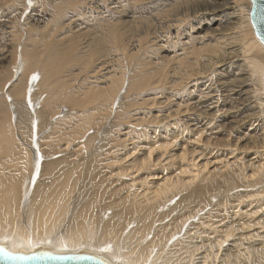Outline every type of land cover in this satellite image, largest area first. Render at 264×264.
Returning a JSON list of instances; mask_svg holds the SVG:
<instances>
[{"label": "bare ground", "instance_id": "6f19581e", "mask_svg": "<svg viewBox=\"0 0 264 264\" xmlns=\"http://www.w3.org/2000/svg\"><path fill=\"white\" fill-rule=\"evenodd\" d=\"M32 1L34 5L41 2ZM228 1L227 8L215 14L198 7L197 16V10L192 11L194 15L189 11L183 15L176 3V19L172 16L174 23L165 25L168 39L173 35L179 51L184 46L195 54L191 68L180 75L187 82L177 106L184 107L173 114L158 109L146 115L145 111L132 115L128 111L118 115L116 119L125 116L124 121L112 129L108 118L105 121V116L94 113L113 107L115 95L108 93L105 99V93L100 109L86 110L93 88L88 86L79 97V92L66 95L68 112L79 108V115H62L67 122L58 125L62 119L53 122L47 117L54 99L37 103L39 93H35L26 104L29 109L23 101L17 103L24 92L22 77L32 66L33 56L25 52L28 68L9 93L17 101L18 129H24L23 124L28 128L26 122L21 124L28 116L36 130L28 135L23 132L17 142L10 120L0 122L1 246L13 252L46 249L54 254H95L113 264H264V132H240L245 127L235 120L232 94L221 96L208 86L209 92L191 90L198 81L201 87L215 86L210 71L223 70L234 58L222 36V23L224 17H240V8ZM250 11L251 5L241 17L253 33L250 46L262 52L255 57L252 49L254 59L249 66L259 77L258 95L262 96L257 102L264 107V47L253 32ZM190 15L194 26L188 22ZM203 27L213 32L200 35ZM201 56L208 58L211 70L198 69ZM196 71L203 76L193 77L189 84ZM157 82L147 85L140 79L131 88ZM151 95L157 96V91ZM90 126L93 131L84 137Z\"/></svg>", "mask_w": 264, "mask_h": 264}, {"label": "rangeland", "instance_id": "374dc122", "mask_svg": "<svg viewBox=\"0 0 264 264\" xmlns=\"http://www.w3.org/2000/svg\"><path fill=\"white\" fill-rule=\"evenodd\" d=\"M40 1L39 4L34 5L32 0H0V122L5 123L4 121L10 120L15 131V137H19L17 142L20 141L23 132H25L23 134L28 132L34 134L36 130V126L33 125L35 123L28 122V116L21 122V124L26 122L28 128H25L23 124L24 129H18L19 121L17 120H19V116L15 109L17 101L9 93V87L12 83L15 84L24 68H28L29 59L25 52L34 58L30 57L32 66L27 74L22 77L24 92L21 97H18L22 100L19 99L21 101L17 103L23 101L22 103L26 107L29 106L30 98L35 96V93H39L37 103L44 98L54 99L51 105L53 110L50 109L47 117L58 122L59 119L63 120V117L72 116L79 111V108L74 107L75 111L68 112L69 102L66 95L79 92L76 95L79 97L83 90L91 86L93 88H91L86 102L88 108L84 107L86 110L100 109L102 106L99 108V105L104 98L106 99L107 96L109 99L108 93H112L111 96L115 95L113 107L105 106L94 113L96 117L105 116V121L108 118L107 122H111L113 129L124 121L125 116L116 119L118 115L128 111L132 115L133 112L148 111L149 113L158 109L163 113L173 114L174 111L184 107L177 106L179 92L186 91L183 86L187 82V78H180V75L185 74V71L191 68L189 63L194 60L195 54L190 48L186 49L184 46V52L179 51L178 43L173 39V35H170V39H168L166 31H168L169 23H174L173 18L176 19L175 14L178 7L182 10L183 15L188 11L194 15L192 11L197 10L196 16L199 14L198 10L203 9L204 6L207 11L213 14L227 8V0H198L199 2L195 0L194 2L191 1L192 3L189 2L190 0H57L56 3L50 5L43 3L46 0ZM63 2L67 3L63 4ZM184 2L188 5L191 3V6L189 5V7ZM228 2H234L240 8V17L232 19L224 17L225 20L223 19L224 22L222 23L224 30L222 36L224 35L227 46L233 51L231 55L234 58H231L223 70L214 68L212 72V67L207 62L208 58L205 56L198 57V69L207 67L211 70L210 72L214 75L210 74V76L212 83L215 82V86L208 84L201 87L198 85L200 83L198 81L197 87H191V90L204 93L212 87L210 90L212 92L218 91L221 96L227 95L229 97V94H232L233 107L237 113L235 120L245 127V129L241 128L240 132L248 135L259 134L264 132V107L258 103L262 96L261 92L258 95L261 89L259 77L252 73L249 62L251 63L254 59L253 50L255 57L262 52L259 49L256 52L257 48L250 46L251 40L249 41V38L253 37V33L248 30L245 23H242L244 22L242 18L244 11L248 10L251 2L249 0H238V2L237 0H230ZM176 3L177 6L179 5L178 7ZM198 7L200 9H197ZM183 9L187 10L184 11ZM191 15L187 17L188 22L192 17ZM172 16L173 18H171ZM191 24L195 25L193 22ZM113 29H115L116 34L110 33L113 32ZM199 32L200 35H208L213 31L203 27ZM248 32L252 34L250 35ZM241 33L245 36L248 35V37L242 36ZM227 37L232 39L228 40ZM183 53H186L187 56H181ZM262 56L264 58V53L261 54V58ZM21 57L25 60L22 61ZM197 72L199 71L192 73L190 75L192 77L189 76L192 80H189V84L193 82V77L203 76L201 72ZM43 75L44 77H42ZM34 76L35 79H33ZM254 78L256 79L254 80ZM140 79H144L147 85L156 80L158 82L154 86L146 85L138 90L132 89L131 86ZM232 81L233 83H231ZM164 84L165 86H163ZM76 89L77 91H75ZM156 91L157 96L151 95L155 94ZM105 93L107 95L103 98ZM193 93L195 95L201 94ZM112 101L113 98L109 100V102ZM118 105L122 107L118 108ZM151 105L153 106L151 107ZM115 107L118 110H115ZM190 107L192 108V105ZM27 109L29 108L27 107ZM190 112L192 111L190 110ZM148 113L146 112L145 115ZM62 115L64 116L62 117ZM77 115L79 114L77 113ZM51 120L50 122H52ZM62 120L58 125L67 122L66 119ZM105 121L103 122L105 123ZM89 129L85 130L87 133L84 134V137L93 131L94 126H90ZM31 134L29 133V135ZM240 135L234 137L239 138ZM84 137L82 136V138ZM82 138L80 137L79 141L83 140L84 142ZM255 245L256 243L253 246Z\"/></svg>", "mask_w": 264, "mask_h": 264}, {"label": "water", "instance_id": "95a60500", "mask_svg": "<svg viewBox=\"0 0 264 264\" xmlns=\"http://www.w3.org/2000/svg\"><path fill=\"white\" fill-rule=\"evenodd\" d=\"M251 11L249 19L255 36L264 47V0H249ZM19 257H27L21 259ZM0 264H113L95 254L76 253L54 254L46 249L34 251L13 252L0 245Z\"/></svg>", "mask_w": 264, "mask_h": 264}, {"label": "snow or ice", "instance_id": "6c2138e0", "mask_svg": "<svg viewBox=\"0 0 264 264\" xmlns=\"http://www.w3.org/2000/svg\"><path fill=\"white\" fill-rule=\"evenodd\" d=\"M35 78H36V77L34 76L33 79H35ZM19 258L24 259V258H27V257H19Z\"/></svg>", "mask_w": 264, "mask_h": 264}]
</instances>
